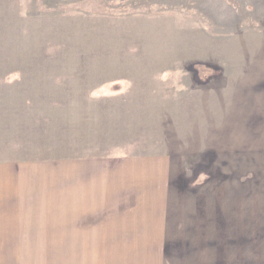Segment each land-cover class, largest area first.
Returning a JSON list of instances; mask_svg holds the SVG:
<instances>
[{
  "label": "rangeland",
  "instance_id": "374dc122",
  "mask_svg": "<svg viewBox=\"0 0 264 264\" xmlns=\"http://www.w3.org/2000/svg\"><path fill=\"white\" fill-rule=\"evenodd\" d=\"M72 155L167 157L174 264H264V0H0V161Z\"/></svg>",
  "mask_w": 264,
  "mask_h": 264
},
{
  "label": "crops",
  "instance_id": "0c3cea01",
  "mask_svg": "<svg viewBox=\"0 0 264 264\" xmlns=\"http://www.w3.org/2000/svg\"><path fill=\"white\" fill-rule=\"evenodd\" d=\"M170 168L158 155L0 161V264H174Z\"/></svg>",
  "mask_w": 264,
  "mask_h": 264
}]
</instances>
